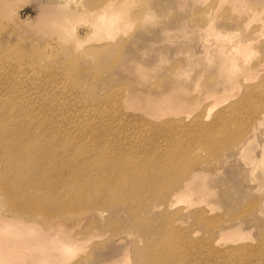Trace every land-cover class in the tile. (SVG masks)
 I'll return each instance as SVG.
<instances>
[{
  "label": "rangeland",
  "instance_id": "1",
  "mask_svg": "<svg viewBox=\"0 0 264 264\" xmlns=\"http://www.w3.org/2000/svg\"><path fill=\"white\" fill-rule=\"evenodd\" d=\"M63 1L0 0L1 68L19 62L13 83L31 97L165 162L173 205L153 219L156 264H264V0H123L124 44L103 52L38 29ZM190 171L205 193L180 200Z\"/></svg>",
  "mask_w": 264,
  "mask_h": 264
},
{
  "label": "bare ground",
  "instance_id": "2",
  "mask_svg": "<svg viewBox=\"0 0 264 264\" xmlns=\"http://www.w3.org/2000/svg\"><path fill=\"white\" fill-rule=\"evenodd\" d=\"M122 1L65 0L43 13L38 29L74 42V49L92 40L103 52L124 44L114 35L128 27ZM82 21L89 31L80 35ZM3 64L0 264H156L153 219L173 205L165 162L134 136L83 130L70 104L31 97L13 83L19 62ZM200 176L186 173L172 195L204 194Z\"/></svg>",
  "mask_w": 264,
  "mask_h": 264
}]
</instances>
